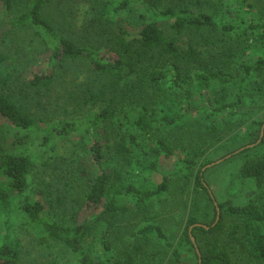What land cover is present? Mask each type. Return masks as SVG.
Segmentation results:
<instances>
[{
	"label": "trees",
	"instance_id": "trees-1",
	"mask_svg": "<svg viewBox=\"0 0 264 264\" xmlns=\"http://www.w3.org/2000/svg\"><path fill=\"white\" fill-rule=\"evenodd\" d=\"M22 1L0 0V13L6 18L0 33L6 30L4 35H8L18 27L33 29L48 56V64L45 69L34 71L20 85L15 65L12 71L3 75L2 66L8 62L9 56L0 50V133L4 120L21 130L41 129L31 112L16 101L18 87L21 89L17 94L22 97L30 98V93L38 96L36 98L40 106L41 99L46 97L49 100L58 86L66 93L71 86L80 87L79 97L90 109L85 123L63 120L48 127L60 135H88L92 171L87 173L89 179L82 200L76 201L78 207L71 212L69 221L53 220L48 216V212L54 207L51 199L40 198L22 203L21 209L32 225L35 244L45 249L61 245L80 253L77 264H139L143 259L153 260L155 255L152 249L157 237L166 242L163 228L157 222L156 205L170 188L171 173H164L163 180L159 183L149 179L141 186L126 185L121 169H107L105 150L113 152L124 167L130 166L134 156L133 147H140L141 142L136 135L126 133V122L135 125L142 134H147L154 129L155 124L171 125L182 115H169L159 111L154 107L157 102L152 100L138 102L139 118L131 121L119 98L122 83L126 85V81L128 88L137 86L140 91L151 90L161 94L165 92L164 82L173 75L175 82L181 86L183 78L191 75L193 66L201 61V50L206 49L212 53L205 59L209 70L207 74L197 72L196 77L204 88H208L212 81L225 87L213 100H209L207 107H193L194 109L201 113H208L209 109H212L211 113L227 109L235 113L236 108L244 104L247 97L264 102V18L258 22L252 20L247 25L226 24L202 7H191L188 0H91V12L96 18L94 21L104 25L100 28L101 32L97 30L95 38H92L95 40L101 37L106 43L101 47L92 43L81 45L74 38L77 31L73 25L65 31L47 11L51 0H27L30 5L26 10L16 13L21 8ZM232 1L235 6L248 10L253 16L251 0ZM131 4L140 5L139 31H130L122 24L123 18H120ZM109 28L113 31H109ZM254 40L260 42L262 51L260 55L248 57L247 51ZM229 84L234 87L235 93L232 100L225 102L228 100ZM213 101L220 106L215 108ZM189 109L192 111V106ZM255 124L260 128V139L264 121H255ZM208 131L215 132L216 127L211 126ZM258 137L255 140L257 142ZM260 144L264 145V135ZM150 150L155 155L163 152L166 156L174 154L171 145L162 138L156 139ZM194 154L191 158L181 160L179 171L193 170L195 158L204 155L200 148ZM34 167L35 164L28 155L7 153L0 138V172L11 179L7 185H0V208L5 230L3 240L0 241V264H22L24 241L11 228L14 211L12 195L27 189ZM148 169L153 172L155 167ZM239 176L253 179L258 189L264 190V152L245 160L239 169ZM195 178L197 185L213 203L215 217L207 225L209 229L199 225L206 224L195 217H190L185 231L186 238L194 245L191 234L197 238V232L205 235L223 231L225 220L228 219L231 221L228 225L229 235L239 251L249 260L263 263L262 195L246 204H234L229 200L218 202L205 181L203 169L197 172ZM259 199L263 203H259ZM83 210L89 213L94 210L99 212L103 238L96 251L99 258L97 261L83 251V243L94 230L89 218L81 216ZM126 216H137L141 225L135 233L131 248L118 257L110 256L108 253L113 249L112 237ZM198 249L199 252L195 247L197 264H243L234 259L229 245L222 243L217 237L208 240L203 247L198 245ZM171 264H182L178 250L173 251Z\"/></svg>",
	"mask_w": 264,
	"mask_h": 264
},
{
	"label": "rangeland",
	"instance_id": "rangeland-1",
	"mask_svg": "<svg viewBox=\"0 0 264 264\" xmlns=\"http://www.w3.org/2000/svg\"><path fill=\"white\" fill-rule=\"evenodd\" d=\"M201 1V3L195 0L187 2L195 9L202 7L212 13L218 21L226 24L247 25L252 20L258 22L264 18V0H251L253 16L248 10L235 6L232 0ZM22 2L21 8L16 13L25 11L30 5L27 0ZM91 3V0H51L47 11L65 31L70 29V25L75 26L77 34L74 38L81 45L92 43L104 47L106 43L101 37L92 40L97 30L101 32L100 28L104 25L94 21L96 18L91 12L93 6ZM139 12L140 5L131 4L120 16L121 19L123 18L122 24L130 31H139L141 28L138 20ZM4 20L6 21V18L0 13V30L3 29ZM6 27L8 28V25ZM110 30L113 31L109 28ZM5 32L0 33V50L7 54L9 59L2 66L3 75L12 71L15 65L17 67L15 73L20 76H16L18 83L23 85L34 71L46 68L48 56L33 29L18 27L11 34L4 35ZM261 51L260 42L254 40L247 51V56L260 55ZM201 52V61L193 66L191 75L183 78L181 86L175 82L173 75H170L164 82L165 92L161 94L151 90L140 91L137 86L128 88L126 81V85L122 83L119 98L131 121L134 122L139 118L138 102L152 100L157 102L154 107L159 111L169 115H182L174 124H155L154 129L147 134H142L135 125L126 122V133L136 135L141 142L140 147H133L134 156L130 166L124 167L113 152L105 150L107 169H121L126 185L141 186L149 179L159 183L163 180L164 173H171L170 188L156 205L157 222L163 228L167 243L157 237L152 249L155 258L143 259L139 264H171L174 250L179 251L182 264H197L195 247L185 236L189 218L195 217L199 222L209 225L215 217L213 203L196 183L195 177L200 169L204 170L205 181L218 202L229 200L234 204H246L260 195L264 200V190H259L253 179L239 176V169L245 160L264 152V145L255 141L260 130L255 121H264V102L247 97L244 104L236 108L235 113L229 112L228 109L213 113H211L212 109H209L208 113L194 109L193 107H207L209 100H213L225 87L215 81L210 82L208 88L201 86L196 73L207 74L209 67L205 59L212 54L206 49ZM20 89L21 87H18L16 90V101L31 112L41 127L26 131L17 129L11 122L4 120L0 133L7 153L26 154L35 164L28 179L27 189L12 195L14 211L11 228L12 232L24 241L22 264H77L80 253H75L61 245L45 249L35 244L32 225L25 217L21 205L26 200L51 199L54 207L48 212V216L53 220L69 221L71 212L78 207L76 201L82 200L89 179L87 173L92 171L91 153L87 143L89 136L82 133L60 135L48 127L63 120L85 123L90 109L79 97L80 87L71 86L70 91L66 93L58 86L52 97L49 96V100L46 97L41 99L42 106L36 98L38 96L33 93L29 94L30 98L17 94ZM227 89L228 100L225 102L232 100L235 93L232 85L229 84ZM190 105L192 111L188 110ZM213 106L217 108L220 104L213 101ZM211 126L216 127L215 132L208 131ZM158 138L164 139L171 145L174 151L172 156H166L164 152L160 155L151 152L150 146L154 145ZM102 139L105 138L102 136ZM198 148L204 155L195 158L196 165L193 170L179 171L181 160L193 157L194 151ZM242 148L244 149L241 150ZM238 150L240 151L236 152ZM230 153L231 156H228ZM221 159L223 160L217 162ZM151 166L155 167L153 172L148 169ZM10 180L6 174L0 172V185H7ZM48 192H50L49 196ZM263 200L257 201L263 203ZM81 216H87L94 228L92 234L83 243V251L97 261L99 258L96 251L100 248L103 238L99 212L94 210L89 213L83 210ZM3 219L0 208V241L5 235ZM230 223L228 219L225 220L223 231L205 235L197 232V238L195 237L197 245L203 247L208 240L217 237L222 243L229 245L237 262L264 264L249 260L239 251L237 244L229 235ZM140 225L137 216H126L119 223V228L112 237L113 249L108 255L118 257L125 250L130 249Z\"/></svg>",
	"mask_w": 264,
	"mask_h": 264
},
{
	"label": "water",
	"instance_id": "water-1",
	"mask_svg": "<svg viewBox=\"0 0 264 264\" xmlns=\"http://www.w3.org/2000/svg\"><path fill=\"white\" fill-rule=\"evenodd\" d=\"M263 135H264V127H263L262 132H261V138L259 139L258 142H260V140L262 139ZM249 146H251V145H249ZM244 148H245V147H244ZM244 148H242L241 150H243ZM239 151H240V150H238V151H236V152H239ZM228 156H231V155H228ZM222 160H223V159L218 160L217 162H220V161H222ZM212 164H214V163H212ZM219 212H220V211H219V209H218L217 220H219V218H220V213H219ZM199 225L204 226L206 229H209V226H207V225H203V224H199ZM192 229H193V226L190 228V232H191ZM191 239H192V241H193V243H194V245H195L197 251L199 252L200 250L198 249V245H197V243H196V238H195V236H193L192 234H191Z\"/></svg>",
	"mask_w": 264,
	"mask_h": 264
}]
</instances>
